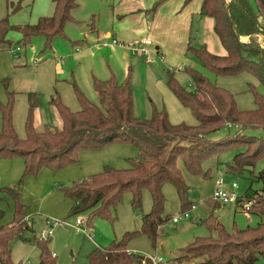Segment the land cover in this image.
Segmentation results:
<instances>
[{
  "label": "rangeland",
  "instance_id": "obj_1",
  "mask_svg": "<svg viewBox=\"0 0 264 264\" xmlns=\"http://www.w3.org/2000/svg\"><path fill=\"white\" fill-rule=\"evenodd\" d=\"M11 1L14 5L20 1L21 6L14 11L6 0H0V20L8 27L4 40L0 41V52H7L8 48L11 50L16 45H20V51L13 53L19 58H12L11 67H1L3 71H0V77H3L0 82L5 97L0 103H7L6 91L13 92L12 124L19 138L26 136L25 121L29 93L35 95L37 102L32 116L35 129L42 131L45 125L59 128L60 118L50 104L51 97L57 95L72 112L80 110L81 107L76 91L99 106L93 84L95 79L103 81L113 77L119 83L128 81L132 91L134 117L148 119L155 110L165 109L169 121L173 124L184 122L195 125L196 120L191 111L184 107L169 89L166 82L167 69L173 72L180 85L191 92L194 87L190 76L182 67L189 65L198 70L211 83L231 92L239 110L255 108V93L264 96V84L254 75L247 72L217 75L204 67L194 54L186 51L187 47H181L168 55L152 51L148 53L135 51L133 47L137 50L141 47L146 49L150 47L143 46L141 40L148 35L146 33L148 21L152 17V12L158 8L149 10L153 2L148 8L122 16L121 18L124 17L122 24L120 17L111 18L112 12H119V7L127 0H77L78 5L70 12L71 19L64 23L62 32L54 35L47 45L46 38L40 33L23 41L20 31L16 28L25 24L34 25L40 17L51 16L53 0ZM248 2L253 11L260 16L257 0ZM141 23L144 24L143 28L140 27ZM123 25L129 30L126 31ZM107 31L111 36H106ZM114 39L117 40V44L113 43ZM248 39V36L240 37L244 42ZM261 39L259 35L260 44ZM189 42L194 47L205 42V47L209 51L213 50L211 52L224 50L210 26H199L196 19ZM128 43L133 44L130 46ZM160 55L163 58H160ZM217 125L221 128L212 133L211 138H222L228 134L227 130L230 134L237 130L235 125L231 126L229 121L225 122L223 119L217 122ZM243 133L264 137V129L260 128L245 129ZM182 143L188 141L183 140ZM241 151L242 147H232L207 158L201 165L204 172H209L207 176L189 173L182 158H178L177 168L188 193V202L194 205L193 209H187L189 217L179 216L182 211L181 201L175 186L171 182L163 183L161 186L164 196L163 214L168 220L158 227L159 237L153 242L147 234H135L125 240L127 249L147 257L150 261L152 259L157 261V258L161 257L163 262L157 261V264H175L173 260L178 258L182 254V249L195 238L215 236L207 225L208 221H203L209 216L216 218L231 234H236L237 230L248 226L255 227L261 222L262 217L257 212H244L236 204H222L212 199L213 181L220 177L227 188L236 181L237 193L240 196L264 191V184L257 178L259 170L264 167V160H256L253 166L246 167L241 174L227 170L226 164ZM139 154L136 145L113 142L100 150L81 151L77 162L60 170L43 167L39 172L48 174L38 177L39 172L37 175L22 176L24 169L22 172L17 171L16 163H21L23 161L21 158L0 157V209L4 211L0 224H9L13 219L14 200L5 191L9 187L19 189V203L24 206L26 219L30 224V227L23 230L19 236L14 235L10 238L8 246L11 260L14 263L36 264L39 249L34 242L39 239L40 231L46 228L52 230L47 240V248L50 253H54L57 264H89V255L95 248H105L114 240L120 241L126 232L138 231L143 215L151 210V196L147 189L141 192L139 208L131 206V194L125 192L115 209L111 210L110 217L103 218L94 213L95 209L69 215L71 201L64 196L59 187L69 186L74 181L96 174L102 171L104 166L115 169L130 168L131 160ZM8 161L16 162V167L1 166L7 165ZM249 170H252V173ZM27 179L32 180L28 185ZM40 183L47 184L52 191L48 192V188L40 186ZM173 217H177L176 222L172 221ZM46 218L53 223H46ZM76 218L83 220L82 228L91 227L94 239L77 230ZM140 264L145 262L141 261ZM178 264L193 262L181 261ZM255 264H264V259L259 257Z\"/></svg>",
  "mask_w": 264,
  "mask_h": 264
},
{
  "label": "trees",
  "instance_id": "obj_2",
  "mask_svg": "<svg viewBox=\"0 0 264 264\" xmlns=\"http://www.w3.org/2000/svg\"><path fill=\"white\" fill-rule=\"evenodd\" d=\"M6 1L14 11L21 6L20 1L15 5L11 0ZM163 1L157 0L150 9L154 10ZM257 4L260 16L253 11L248 0H202L199 13L213 19V32L225 51L216 54L203 44L198 47L189 44L186 51L194 54L204 67L217 75L247 72L264 84V0H257ZM77 5V0H53L51 16L40 17L36 24H25L16 29L23 41L40 33L49 45L51 38L62 32L64 23L71 19V10ZM7 28L0 20V41L4 40ZM259 35L262 44L259 43ZM245 36H249L248 41H241L240 37ZM182 70L190 76L194 87L192 92L180 85L169 69L166 70V82L178 101L191 111L195 125L171 123L165 109L155 110L148 119L134 117L129 82L119 83L113 77L93 82L99 106L76 91L81 107L72 112L57 95L52 96L50 104L60 118L59 128L45 125L42 131L35 129L32 116L37 102L35 95L29 93L25 138L18 137L12 124L13 92L6 91L7 103H0V157L21 158L24 163L22 176L37 175L43 167L60 170L77 162L81 151L100 150L113 142L138 147L140 154L131 160L130 168L104 166L96 174L59 187L71 201L69 215L95 209L94 213L103 218L110 217L111 210L115 209L125 192L131 194L133 208L141 206L142 190L147 189L150 193L151 210L143 215L141 228L126 232L120 241L114 240L105 248H95L89 255V264H140L141 261L151 264L147 257L129 251L125 240L139 233L147 234L153 242L159 237L158 227L168 220L163 214L164 196L161 192L165 182L175 186L182 211L191 208L177 168L178 158H182L189 173L202 176L209 174L202 170L203 161L232 147H242L243 151L235 154L232 161L226 164L230 172L241 174L256 160H264V137L243 133L249 128L264 129V96L255 93V108L239 110L231 92L214 85L189 65L183 66ZM6 86L5 83V89ZM222 119L229 121L231 126L235 125L236 132L230 134L227 130L225 137L211 138L212 133L220 130L217 122ZM183 140L188 143H182ZM249 171L252 173V170ZM257 178L264 184V167L259 170ZM5 191L14 200V210L12 221L0 224V264H22L11 260L8 242L11 237L19 236L29 228L30 224L24 206L19 203V189L9 187ZM244 197L254 200L251 212L259 213L261 222L231 234L216 218L209 216L203 221H208L207 225L215 236L195 238L173 262L255 264L259 257L264 259V191L245 194ZM3 216L4 211L0 209V220ZM48 239L39 238L34 242L39 249L36 264H57L55 255L47 248Z\"/></svg>",
  "mask_w": 264,
  "mask_h": 264
},
{
  "label": "crops",
  "instance_id": "obj_3",
  "mask_svg": "<svg viewBox=\"0 0 264 264\" xmlns=\"http://www.w3.org/2000/svg\"><path fill=\"white\" fill-rule=\"evenodd\" d=\"M157 0H127L125 3H122V5L119 7L118 11L112 12V19H115V17H122L124 15H127L130 12L143 9L145 7L148 8V6L152 3L151 7ZM202 0H190L188 2H185V0H164L161 2L157 7L156 11L152 12V17L150 21H148L147 27H146V37L143 39H149L150 44H148L150 47L146 49L148 52H155V53H167V55L172 51H177L181 47H187L189 42V36L191 34V30L193 27V22L196 19L197 24L202 27L210 26V28L213 31V19L208 16H202L200 15V7H201ZM149 10H151L149 8ZM124 20V17L121 18V23ZM123 24V23H122ZM142 24V23H141ZM140 24V25H141ZM126 31L129 30L127 26H124ZM140 27H144V24H142ZM215 34V33H214ZM106 36H111V33L109 31L106 32ZM218 38V37H217ZM116 40V39H114ZM219 40V39H218ZM117 41V40H116ZM220 42V41H219ZM129 44V43H128ZM221 44V43H220ZM205 46V42L203 43ZM17 46V45H16ZM15 47V46H14ZM223 47V46H222ZM187 49V48H186ZM224 49V48H223ZM20 51V50H19ZM213 51V50H211ZM225 50L222 52L220 50H215L216 54H222ZM11 52V50L8 48L7 52H0V71H3L1 67L9 68L12 65V58H19L18 56L14 55ZM126 55V52H124ZM166 55V58L168 56ZM9 56L11 58H9ZM160 58H163L162 55H160ZM165 58V56H164ZM165 58V59H166ZM3 76L0 77V79ZM1 82H0V100L3 101L4 97L2 94L1 89ZM0 129H1V113H0ZM9 163H6L7 165H1L4 168H7L10 165H14L16 167L17 165V171H21L24 169V163L23 161L20 163H11L12 161H8ZM18 172V173H21ZM48 172H39L38 176H46ZM16 175V174H15ZM18 175V174H17ZM36 177V178H37ZM32 178V177H31ZM29 182H32V180H26V185L29 184ZM56 185V184H54ZM40 186H43L45 188H48V185H42L40 183ZM214 188V181L212 185V191ZM225 188H227L225 186ZM52 188H48L51 190ZM54 192V191H53ZM60 201H63V199H59ZM214 201V200H213ZM27 218V217H26ZM28 220V219H27ZM49 218H46V223H49ZM129 250V249H128Z\"/></svg>",
  "mask_w": 264,
  "mask_h": 264
},
{
  "label": "built area",
  "instance_id": "obj_4",
  "mask_svg": "<svg viewBox=\"0 0 264 264\" xmlns=\"http://www.w3.org/2000/svg\"><path fill=\"white\" fill-rule=\"evenodd\" d=\"M113 43L117 44L118 42L116 40H113ZM132 44L133 43H129L130 46H132ZM141 44L143 46L148 45V44H150V40L147 39V38L146 39H142L141 40ZM133 49L135 51H137V52L148 53L146 51V49L143 48V47L138 48V50L135 47H133ZM19 50H20V46L17 45V46H15V47H13L11 49V52L18 53ZM237 188H238V183L236 181H233L228 188H225L223 179L221 177L220 178H216L214 180V188H213V191H212V199L214 201L221 202L222 204H231V203L232 204H236L244 212L251 211L252 210V206L255 204L254 200L245 198L244 195L243 196L238 195ZM193 208H194V205L192 204L190 209H193ZM179 216L189 217L188 210L181 211ZM172 221L176 222L177 221V217H173ZM49 223H53V221H49ZM75 223H76L78 231H82V232L88 234L90 239H94V235L91 234V232H92L91 231V227L86 226V227L82 228L83 220L81 218H76ZM51 231L52 230L50 228L42 229L40 231L39 238L40 239L48 238L51 235ZM52 255L54 256V253H52ZM161 260H162L161 257L157 258V261H161ZM157 261L155 259H152V261H151L152 263L151 264H157ZM161 262H163V260Z\"/></svg>",
  "mask_w": 264,
  "mask_h": 264
},
{
  "label": "water",
  "instance_id": "obj_5",
  "mask_svg": "<svg viewBox=\"0 0 264 264\" xmlns=\"http://www.w3.org/2000/svg\"><path fill=\"white\" fill-rule=\"evenodd\" d=\"M193 264H197V262H194Z\"/></svg>",
  "mask_w": 264,
  "mask_h": 264
}]
</instances>
